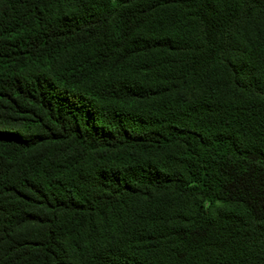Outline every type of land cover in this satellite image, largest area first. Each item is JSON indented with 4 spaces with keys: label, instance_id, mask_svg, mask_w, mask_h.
<instances>
[{
    "label": "trees",
    "instance_id": "obj_1",
    "mask_svg": "<svg viewBox=\"0 0 264 264\" xmlns=\"http://www.w3.org/2000/svg\"><path fill=\"white\" fill-rule=\"evenodd\" d=\"M0 264H264V0H0Z\"/></svg>",
    "mask_w": 264,
    "mask_h": 264
}]
</instances>
